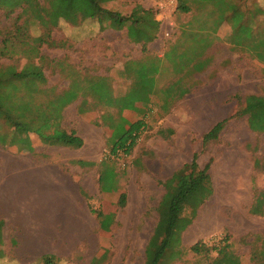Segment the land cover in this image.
Here are the masks:
<instances>
[{"label":"rangeland","instance_id":"374dc122","mask_svg":"<svg viewBox=\"0 0 264 264\" xmlns=\"http://www.w3.org/2000/svg\"><path fill=\"white\" fill-rule=\"evenodd\" d=\"M56 1L16 0L14 5L13 0H0V32L14 31L28 17L33 20L26 25L28 34L39 43L37 57L31 52L28 60L27 46L16 40L14 54L0 56V68L20 70L31 61L41 68L46 86L56 91L66 89L78 76L107 77L116 97L133 84V72L124 70L126 64L137 69L138 63H152L158 71L147 110L141 114L118 113L116 107L98 104L90 95L84 97L90 108L86 113L78 112L82 98L66 106L60 125L82 139L79 148L42 145L32 135L31 153L0 146L2 201L8 198L21 203L33 191L36 201L55 198L60 204L51 219L54 238L47 250H57L58 239L61 248L50 264H90L102 254L101 264H150L161 240L158 223L175 191L176 173L194 155L201 168L209 163L212 188L192 196L196 216L181 234V256L168 264H264V41L259 43L264 37V14L252 17L247 13L254 6L264 10V0H229L244 11L239 45L232 44L230 23L221 25L205 55L208 66L179 84L174 82L182 73L164 60L165 53L171 46H176L177 54L187 50L195 30L210 26L207 8L193 5L189 13H181L176 0L170 11H161L159 0L105 4L123 15H129L136 5L152 11L160 30L143 49L128 40L125 29H101L91 19L78 17L71 23L54 17ZM18 14L24 16L16 19ZM169 87L166 97L163 91ZM185 88L188 93L177 99ZM166 100L169 109L164 112ZM136 106L142 108L141 103ZM121 116L129 123L143 122L129 154L111 151ZM223 120L216 139L203 142V135ZM106 170L115 174V192L100 189L98 179ZM18 172L22 180L18 187H11L12 174ZM37 180L45 181V188H37ZM24 184H32L33 189ZM121 194L125 196L122 205ZM98 212L114 214L108 232L100 230ZM0 231V264H19L14 263L20 247L18 230L0 220ZM196 243L211 250L194 254L190 248ZM224 245L227 252L214 262L217 252L212 248ZM34 264H43V260Z\"/></svg>","mask_w":264,"mask_h":264},{"label":"trees","instance_id":"16d2710c","mask_svg":"<svg viewBox=\"0 0 264 264\" xmlns=\"http://www.w3.org/2000/svg\"><path fill=\"white\" fill-rule=\"evenodd\" d=\"M16 0H13V4ZM115 0H57L58 5L54 8V17L63 18L71 23H76L78 17L81 20H95L101 29L109 27L113 30H126L128 40L141 45L143 49L153 41L160 30V22L155 18L151 10L136 5L129 15H123L118 11L107 9L104 5ZM177 9L181 13H189L194 6L199 9H208V17H212L209 27H199L188 39L187 50L177 54L176 46H171L165 53L164 60L175 67L176 72L182 73L174 84H179L185 78L192 77L195 73L203 71L209 64L205 57L212 44L211 37H215L220 26L230 23L232 30V44L238 46L239 29L244 23V11L234 1L229 0H176ZM261 7L249 10V16L255 17L264 14ZM18 14L16 19H21ZM32 19L25 17L24 23L14 26V31L0 32V56L14 54L15 41L21 39V43L27 46L25 56L30 60L31 52L36 54L39 43L36 38H31L27 31V23ZM264 41H260L261 43ZM15 42V43H14ZM242 46V45H241ZM190 51H189V49ZM176 52V53H175ZM37 57V55H35ZM163 62V61H161ZM137 69L125 65L126 72H133V84L129 90L120 97L113 95L110 80L102 76H78L71 80L68 87L61 91L46 86V78L41 68L31 61L17 70L15 67L0 68V146H15L19 151L31 153L34 149L31 135L35 136L40 144L46 146H58L79 148L82 139L74 132L65 131L60 122L63 110L69 104L82 98L78 112L80 114L90 111L87 107L86 95L92 96L98 104L116 107L118 113L133 111L138 114L147 110L150 95L153 94L154 73L158 67L152 63H138ZM172 87L164 89L166 97L170 96ZM189 89H181L177 99L188 93ZM169 99V98H168ZM167 99V100H168ZM166 100L164 112L169 107ZM141 103L142 108L136 106ZM245 105V104H244ZM263 106V105H262ZM246 106H244L245 111ZM264 109V106L261 110ZM264 119V111L262 112ZM225 120L215 124L203 135V142L216 139L223 128ZM127 125V128L125 127ZM143 122L137 120L129 123L124 117H120L113 131L112 153L121 150L129 154L135 145ZM81 163V162H79ZM209 163L203 168L197 163L194 155L190 163L183 165L176 173L175 191L170 198L167 212L159 220L158 227L162 229L161 240L157 248L153 250L150 264H168L182 254L181 234L192 223L196 216V210L190 204L194 193L200 190H211V179L208 173ZM114 173L106 170L98 179L103 193L115 192L113 185ZM165 189L167 186L164 184ZM125 196L121 194L119 202L124 204ZM114 214L97 213L99 228L102 232H108L114 222ZM1 237V231H0ZM227 245L212 248L217 252V259L227 252ZM201 243L191 246L190 251L194 254L208 252ZM264 257V251L262 252ZM53 255L42 256L43 264H50L54 260ZM105 254L94 256L90 264H101Z\"/></svg>","mask_w":264,"mask_h":264},{"label":"crops","instance_id":"0c3cea01","mask_svg":"<svg viewBox=\"0 0 264 264\" xmlns=\"http://www.w3.org/2000/svg\"><path fill=\"white\" fill-rule=\"evenodd\" d=\"M255 7L256 6H254L252 10H254ZM143 8L149 10L145 6H143ZM149 44H151V42L147 45ZM11 178V187H18L20 181L22 180L21 174L19 172L17 174L13 173ZM36 182L37 185H35L37 188H45L43 185V182L45 181L37 180ZM24 187H31L33 189L32 184H24ZM3 190L4 187H2L0 184V197L3 195ZM34 194L36 193L33 191L30 193L28 192L29 199H25L21 203L15 202V200L8 198H6L5 201L0 199V220L3 224H5V221L11 222L13 227L18 230V241L20 243V247L18 252L19 255L14 258V263L20 264L21 260H26L27 264H34L42 256L48 254L57 256L55 253L58 252L61 244L60 239H58V249L54 251L47 250L48 246L50 247L53 244L52 241L54 238V235H52L51 232V219L52 216H54L58 211L60 204L56 202L57 199L55 198L49 199L47 202H45L41 197L44 196L45 198V193L42 191L39 192V195L42 199L36 201L37 199L35 198ZM6 195L8 194L6 193ZM18 207L20 208L19 210H17ZM10 214H14L15 218L12 219ZM2 236L4 240V234H2ZM38 253L40 255H38Z\"/></svg>","mask_w":264,"mask_h":264},{"label":"built area","instance_id":"2783aa9c","mask_svg":"<svg viewBox=\"0 0 264 264\" xmlns=\"http://www.w3.org/2000/svg\"><path fill=\"white\" fill-rule=\"evenodd\" d=\"M175 1L174 0H159L158 4H159V9H161V11H170V9L174 8V4ZM170 32H166L165 36L166 37H170Z\"/></svg>","mask_w":264,"mask_h":264}]
</instances>
